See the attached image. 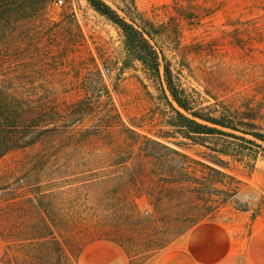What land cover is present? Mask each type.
<instances>
[{"label": "trees", "instance_id": "obj_1", "mask_svg": "<svg viewBox=\"0 0 264 264\" xmlns=\"http://www.w3.org/2000/svg\"><path fill=\"white\" fill-rule=\"evenodd\" d=\"M63 1L68 3L0 0V161L24 152L18 162L28 186L20 198L26 203L21 220H13L22 229L0 232L7 242L3 262L78 264L97 241L118 244L131 259L153 256L215 214L227 200L222 195L239 191L233 183L242 182L225 171L230 161L221 156L254 168L264 155V114L250 106H201L181 86L160 46L164 25L156 30L130 6L114 7L108 0L86 1L120 33L119 75L142 66L168 112L160 114L162 124L170 129L152 137L134 119L128 123L106 83V75L113 78L111 69L105 66V75L95 58L96 70L86 64L83 69L89 71L79 72V85L28 86L27 45L40 40L50 25L48 35L59 36L53 29L64 23L52 22L51 13ZM75 48L64 38L61 65ZM187 141L210 151L206 160L182 150ZM38 184L47 185L42 194L34 189ZM141 197H147L150 210L141 209ZM150 214H171V229L157 230L161 219ZM13 215L5 214L11 227Z\"/></svg>", "mask_w": 264, "mask_h": 264}, {"label": "rangeland", "instance_id": "obj_2", "mask_svg": "<svg viewBox=\"0 0 264 264\" xmlns=\"http://www.w3.org/2000/svg\"><path fill=\"white\" fill-rule=\"evenodd\" d=\"M108 1L114 7L130 6L135 15L141 14L153 22L156 30L157 26L164 25L162 30L166 33L160 46L171 61L181 86L197 98L201 106L221 103L243 110L250 106L264 114V0ZM64 4L63 1L54 6L51 13L52 22L64 23L60 28L53 29L59 36L54 38L48 35L52 27L50 25L40 40L27 45L30 66L25 83L37 88L79 85V72L89 71L83 69L86 64L88 68L96 70L91 60L95 58L105 75V66L111 69L113 78L109 79L106 75V83L128 123L134 119L144 125L142 131L152 137L160 131L169 130L168 126L162 124L160 116L168 112L156 98L158 91L146 78L142 66L136 64L119 75L122 39L118 29L98 14L86 0H68ZM178 25L182 29L181 38L178 37ZM64 38L77 47L71 54V60L65 63L66 66L61 65L60 58ZM51 48L54 51L51 52ZM116 82L118 92L114 89ZM187 142L189 145L182 150L197 159L206 160L205 153L210 151ZM24 155V152H16L0 161V232L2 229L13 228L18 233L22 229L13 220L20 222L19 214L23 213L22 208L26 206L20 198L28 188L25 180L27 174L19 169L18 162ZM221 157L230 161V169L225 171L242 183H233L239 191L231 197L222 195L227 198L225 203L205 220L227 223L245 238L253 235L255 221L264 216V155L259 157L254 168L252 163H240L229 157ZM9 172L13 174L8 175ZM58 188L57 184V192ZM34 189L42 194L47 185L38 184ZM138 202L141 209H151L147 197L139 198ZM55 207L56 213H60V197H56ZM5 214H14L12 227ZM150 215L161 219L157 222V230L171 229V214ZM1 238L4 252L7 242L2 235ZM15 239H18V235ZM176 240L157 250L153 256L130 258L131 264H148L156 254ZM263 247L264 239L253 242L258 257L264 260Z\"/></svg>", "mask_w": 264, "mask_h": 264}, {"label": "crops", "instance_id": "obj_3", "mask_svg": "<svg viewBox=\"0 0 264 264\" xmlns=\"http://www.w3.org/2000/svg\"><path fill=\"white\" fill-rule=\"evenodd\" d=\"M254 228L253 235L243 238L227 223L202 221L148 264H264L253 248L256 239H264V216L255 221ZM2 256L0 235V264H6ZM78 264H131V260L118 244L97 241L85 249Z\"/></svg>", "mask_w": 264, "mask_h": 264}]
</instances>
